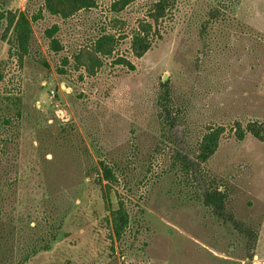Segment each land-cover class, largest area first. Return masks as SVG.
Listing matches in <instances>:
<instances>
[{"label":"rangeland","instance_id":"1","mask_svg":"<svg viewBox=\"0 0 264 264\" xmlns=\"http://www.w3.org/2000/svg\"><path fill=\"white\" fill-rule=\"evenodd\" d=\"M41 1L13 0L9 10L20 13L26 3L30 15L38 14ZM114 1L95 0L90 11L66 20L44 10L30 19L33 53L15 79L22 118L0 126V140L7 139L0 157V184L8 185L3 211L21 235L60 225L73 237L53 243L27 264L104 263V203L92 172L98 159L120 168L111 206L116 210L121 197L130 216L132 234L126 235L123 254L115 245L111 256L118 264H264V143L248 134L238 141L234 134L237 125L264 122V0H237L233 16L243 30L214 40L205 59L198 55L195 30L180 22L184 7L215 0H180L182 11L168 16L163 39L142 57L131 37L147 20L149 0H135L119 12L111 10ZM54 26L59 53L45 37ZM103 32L115 37L114 51L96 60L86 50ZM217 44L224 47L216 50ZM4 51L0 41V59ZM198 58L206 68L202 82L195 70ZM166 82L179 100L195 89L188 129L178 126L170 136L175 148L192 150L188 155L195 159L201 131L224 127L215 154L196 172L171 169L172 146L160 145L154 105ZM163 147L165 155H156ZM47 182L54 184L51 190ZM208 185L226 189V210L238 221L249 228L260 225L249 261L245 239L212 218L198 200ZM49 215L62 223L47 221Z\"/></svg>","mask_w":264,"mask_h":264},{"label":"trees","instance_id":"2","mask_svg":"<svg viewBox=\"0 0 264 264\" xmlns=\"http://www.w3.org/2000/svg\"><path fill=\"white\" fill-rule=\"evenodd\" d=\"M12 1L0 0V34L2 35L0 41L5 43V51L0 59V126H7V128L13 122L15 123L22 118V93L20 85L16 83L15 79L20 77L16 72L23 71L24 64L31 58L33 53V31L30 19L36 20L40 18V14L44 10L52 16L66 20L80 13L88 12L96 6L95 0H42V10H39L38 14L30 15L26 3L22 12L12 13L9 10ZM134 1L115 0L111 5V10L119 12ZM179 1L149 0L146 3L147 20L140 23L139 28L136 29L131 37V46L136 51L137 57H142L152 49L153 44L163 39V34L167 32L164 24L168 16L182 11ZM236 2L237 0H215L213 2L208 1V3L206 1L202 6L195 4L196 8L194 9H192L193 5L187 10H185V7L183 8L180 24L195 30L200 45L198 55L202 56L203 59L210 54L209 50L214 40L231 38L235 33L243 30L233 16L232 9ZM57 30L58 28L54 26L45 32V37L49 40V46L55 53L62 51L61 44L53 38ZM115 42L113 35L103 32L91 42L86 51L92 52L96 60H99L100 57H109L114 51ZM223 47L222 44H217L215 49L221 50ZM202 58H198L195 65L198 82L207 79V75H204L206 68L203 65ZM62 60L63 64L68 62L65 57ZM126 64L130 66L129 63ZM130 68L132 67L130 66ZM11 74L12 76H10ZM11 79L14 80L13 86L11 85ZM7 84L11 85L10 88H8ZM194 91L195 89L186 95H190L189 98L184 96L179 100L176 97L174 88L168 82L163 83L159 87L154 105V124L160 145L165 143L172 146L168 148V150H172V153L168 155V158L171 159V169H177L185 174L195 169L199 170L200 165L204 164L215 154L219 138L224 130L223 126L214 130L209 128L202 130L200 133L201 138L196 142L198 150L196 152L198 153L195 159L188 155L192 150L184 151V149L175 148L170 136L178 126L188 129L190 117L187 113L193 105ZM234 134L238 141H242L245 135L248 134L257 141L264 143V122L251 121L246 124L245 128L237 125ZM3 141L4 139L0 140V143H2L0 147L1 158L5 156L3 148L7 143V139ZM164 147L157 148L156 155H165ZM92 168V172L97 176L95 185L100 188L104 203L105 213L100 222V228L104 230L105 239L108 241V255L104 263L101 264H118L115 257L111 258L116 253L115 245L121 257L122 251L125 249L126 235L132 234L129 226L130 216L126 204L119 197L117 198V209L113 210L110 201L111 191L114 185L118 184L116 172L120 168L116 164H109L105 160L99 159ZM53 186V183L47 182L49 190ZM7 190V184H4V186L0 184V264H27L39 254L48 252L53 243L73 237L72 234L63 232L59 227L60 225L50 226L46 229H41L42 227L37 226L32 233L26 236L21 235V232L14 226L12 215L10 216L3 211V203L7 196L3 195V193H6ZM225 190H220L217 186L211 187L208 185V188L198 200L210 212L212 218L222 222L223 225L231 226L239 236L245 239L246 256L244 259L249 261L254 254L260 225L259 228H249L246 221H238L232 212L227 211L228 195ZM47 221L62 223L60 219L53 220L51 215L47 217ZM24 239L28 240L27 244ZM21 240L23 242L22 245H20Z\"/></svg>","mask_w":264,"mask_h":264},{"label":"built area","instance_id":"3","mask_svg":"<svg viewBox=\"0 0 264 264\" xmlns=\"http://www.w3.org/2000/svg\"><path fill=\"white\" fill-rule=\"evenodd\" d=\"M59 112H61V111H59ZM61 117H63V115Z\"/></svg>","mask_w":264,"mask_h":264}]
</instances>
